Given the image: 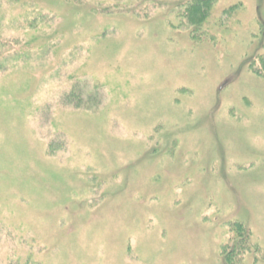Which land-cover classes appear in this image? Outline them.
Segmentation results:
<instances>
[{
    "label": "rangeland",
    "instance_id": "obj_1",
    "mask_svg": "<svg viewBox=\"0 0 264 264\" xmlns=\"http://www.w3.org/2000/svg\"><path fill=\"white\" fill-rule=\"evenodd\" d=\"M0 264H264V0H0Z\"/></svg>",
    "mask_w": 264,
    "mask_h": 264
},
{
    "label": "trees",
    "instance_id": "obj_2",
    "mask_svg": "<svg viewBox=\"0 0 264 264\" xmlns=\"http://www.w3.org/2000/svg\"><path fill=\"white\" fill-rule=\"evenodd\" d=\"M208 2L195 1L191 3L185 10L187 22L190 24L199 23L208 12Z\"/></svg>",
    "mask_w": 264,
    "mask_h": 264
}]
</instances>
